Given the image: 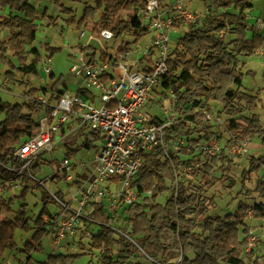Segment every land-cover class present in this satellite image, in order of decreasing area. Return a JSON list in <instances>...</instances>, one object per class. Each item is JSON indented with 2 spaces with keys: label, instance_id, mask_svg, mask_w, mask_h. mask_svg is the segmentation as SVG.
I'll list each match as a JSON object with an SVG mask.
<instances>
[{
  "label": "trees",
  "instance_id": "16d2710c",
  "mask_svg": "<svg viewBox=\"0 0 264 264\" xmlns=\"http://www.w3.org/2000/svg\"><path fill=\"white\" fill-rule=\"evenodd\" d=\"M168 1L157 0L160 7ZM254 1L210 0L203 15L178 38L168 61L169 73L163 82L164 89H171L176 96L174 122L163 130L166 139L182 138L192 146L220 139L216 129L204 122L201 113L206 110L213 114L210 103H216L220 107L217 117L228 118L225 122L227 131L235 136L237 142L258 137L262 138L264 146V131L259 117L252 113L260 102L259 91L256 95L246 92L243 79L251 72H243L241 62L242 58H249L264 49V33L258 32L249 22L247 13L253 9ZM145 3L146 0H95L94 6L83 5L79 18L74 10L63 6L60 13L67 16L65 23L75 25L76 29L86 28L98 15L92 35L99 36L100 30L107 29L114 33L115 39L131 33L135 42H139L148 33L137 16ZM122 12L126 13L125 17H122ZM39 19H47L48 25L55 23L46 10L39 12L32 0H0V30L8 31L6 38L0 41V65L7 67L4 78L10 85L27 88L29 83L23 79L38 77L37 65L42 61V55L34 43ZM181 27L180 24L175 25V29ZM228 36L232 39L227 40ZM128 46L129 42L123 40L118 51L123 52ZM76 47L94 50L89 46ZM44 50L48 52L47 58L51 59L60 49L45 44ZM101 56L104 58L106 54L101 51ZM262 79L264 81V72ZM63 87H66V82L60 75L49 88L27 90L22 104L5 102L0 98V115H3L0 121V184L5 186L11 181L23 184L17 197L23 204L10 220L3 219L2 212L12 214V201L4 199L0 203V259L17 250L14 237L19 229L31 233L23 249L19 250L25 256L22 264H31L32 254L42 251L43 240L49 236L46 215L51 197L44 193L41 210L34 218L29 217L24 202L30 191L27 186L29 180L25 176L16 177L8 169L19 170L24 166L14 153L38 132L39 126L33 116L50 111L33 98L42 94L52 101ZM237 116L238 120L235 119ZM91 145L85 142L73 150L67 149L66 156L73 157ZM233 164L224 149L215 156L194 155L191 147L179 148L171 159L162 149L145 156L132 186L143 191L154 190L155 195L143 198L127 210L124 230L129 229V239L106 227L100 228L92 237L91 248L104 249L100 263L140 264L137 259L143 257L156 264H244L242 256L246 242L241 235L248 231L245 219L250 213L253 219L264 220V202L252 206L239 202L234 212L220 216L211 214L210 210L215 207L214 198L205 195V188H211L217 182L229 181V188L234 185L228 177ZM183 166L193 168L190 174L198 180L197 185L186 183L181 177L178 181L177 173ZM263 166L264 155L251 157L249 169L242 173V183L252 175L257 176ZM23 172L37 176L42 172V166L31 163ZM54 179L56 176L51 178ZM37 189L42 188L37 186ZM170 191L164 203L156 201L157 196ZM253 192L264 199V179L256 178ZM57 194L62 197L60 192ZM92 216L101 222L109 221L98 205ZM173 255L178 256L177 263L169 262ZM78 256L51 255L41 264H68L70 259Z\"/></svg>",
  "mask_w": 264,
  "mask_h": 264
},
{
  "label": "built area",
  "instance_id": "2783aa9c",
  "mask_svg": "<svg viewBox=\"0 0 264 264\" xmlns=\"http://www.w3.org/2000/svg\"><path fill=\"white\" fill-rule=\"evenodd\" d=\"M139 13L138 18H143L144 24L141 22L148 30L139 42H135L131 33L115 39L112 31L100 30L99 36L91 35L90 39L103 43L119 41L114 45L113 53L104 48L106 56L103 58L101 52L97 54L94 50L80 49L74 56L76 64L69 69L78 80L75 91L61 88L52 101L42 94L33 98L50 111H43L37 122L38 132L14 153L24 163L19 170L8 169L16 177L25 176L44 189V181L23 172V169L27 170L31 163L42 166V157L52 152L54 146L71 133L83 138V143L92 144L73 157H67L65 153V158L48 177L56 176L54 184L63 186L58 191L62 197L49 193L46 188L44 190L51 197L46 229L56 247L69 237L76 241L84 239L91 248L92 237L102 227L129 239V229L124 230L127 210L143 198L155 195L154 190L143 191L132 186L145 156L162 149L171 159L179 148L189 147L194 151L201 149V153L209 156L221 151L216 147L217 140L192 146L185 139H166L163 135L164 128L174 122L176 101L174 92L163 87L165 76L169 73L168 61L176 46L170 45L169 34L175 25L188 27L200 15L190 12L183 0H170L164 7H160L157 0H146ZM262 25L261 21L256 22L257 27ZM83 35L81 32L80 37ZM128 35L134 39L125 38ZM123 40H127L129 46L120 52L118 48ZM85 47L88 45L82 48ZM201 113L204 122L215 129L223 125L217 115L206 110ZM229 141L226 152L230 157L250 155L249 138L237 142L230 133ZM192 171V167L183 166L177 173L178 181ZM19 183L0 184V193L7 186L16 188ZM96 205L103 208L108 222H101L92 216ZM256 239L248 229L245 253L256 250ZM93 251L101 256L104 249ZM97 264H101L100 259Z\"/></svg>",
  "mask_w": 264,
  "mask_h": 264
},
{
  "label": "rangeland",
  "instance_id": "374dc122",
  "mask_svg": "<svg viewBox=\"0 0 264 264\" xmlns=\"http://www.w3.org/2000/svg\"><path fill=\"white\" fill-rule=\"evenodd\" d=\"M170 1V0H169ZM263 0H258L255 2V11L252 17L249 18V22L256 26V22L260 19L264 24V3ZM88 4L90 6H94L95 0H82L81 2H72L71 0H42L41 2H36L32 0V4L39 11L43 12L46 10L48 16L53 17L55 19V23L52 25L47 24V19H39L37 24V38L35 42V48H37L41 55L42 61L37 65L38 77H30L23 79L24 82H28L29 86L27 88L20 87L19 85H10L4 78V74L7 71V67L0 65V98L9 103L13 104H22L25 101V93L30 88L43 89L49 88L53 85L54 82L60 75L63 76L66 87L64 89L72 92L75 90L76 82L78 81L76 78L72 76L69 69L73 64H76L74 56L78 54L79 49L76 46L84 47L89 46L94 49V51L99 54L106 48L108 51L113 53L114 48L119 41L116 43H103L96 41L94 39H90L91 30L94 25L98 22V15L90 21L86 28L80 27V29H76V26H68L65 23V19L67 16H64L60 13V7L63 6L67 9H72L75 11L76 17L79 18L81 16V12L84 4ZM185 7L190 11L197 15H203L209 6L210 0H183ZM124 12H122V17H125ZM140 15L139 11L138 14ZM257 19V20H256ZM141 21L144 24L143 18ZM257 27V26H256ZM188 27L185 26L182 29H173L169 34L170 45L175 46L177 44L178 38L183 34V32ZM260 30L262 27H258ZM83 32V37H80V33ZM8 34L7 30H0V41L6 38ZM128 40L132 41L134 38L131 35L125 36ZM232 39V37L228 36L227 40ZM145 38L144 41H146ZM144 43V42H143ZM48 44L52 48L60 49L56 51L51 59L47 58L48 52L44 50V45ZM264 54V53H263ZM264 57V56H263ZM261 55H258L256 58H263ZM242 70L244 72L250 71L249 75H246L243 79L244 88L246 92L251 95H256L259 91L258 99L259 105L253 110V114H256L259 117L260 125L264 131V92L262 89L264 88V81L262 79V69L264 66L258 62L255 58H242ZM247 65V68L245 67ZM46 70L48 73H46ZM246 70V71H245ZM45 75L43 78L42 75ZM45 83V84H44ZM38 94L37 96H40ZM212 113L216 115L220 110V107L216 103L211 104ZM43 111L35 114L33 116L34 121L38 122L40 117L42 116ZM239 116L235 117L238 120ZM3 119V115H0V121ZM223 125L218 127L216 131L220 135V139L216 141V147L220 150L227 148L230 145V133L227 131L226 121L227 117L221 119ZM264 138V134H263ZM83 138H79L75 136L74 133L69 134L66 138H63L62 141L57 143L54 146L52 152L47 153L42 157V172L37 175V179L44 181V189L38 190L35 181H28L27 186L29 187V194L25 198V204L27 207L25 211L29 215V217L34 218L38 212L41 210L42 202L41 197L45 193V188L49 193H57L59 189H62V185L56 186L54 181L49 179L48 177L52 174L53 169H55L59 162L65 158V153L67 149L73 150L76 147L83 144ZM250 155H236L231 156L233 161V168L231 169L228 177L234 185L229 188V181L217 182L211 188H205V195L208 197H213L215 202V207L210 210L211 214H218L220 216H224L227 213H232L236 210L239 202H242L248 206H252L254 203L264 202V199L261 198L258 194L253 192L254 184L256 178L264 179V166L258 172L257 176L252 175L250 179L242 183V173L249 169V159L251 157L257 158L261 155H264V146H262V138L253 137L250 139L249 143ZM201 149H197L194 151V155L200 154ZM186 159V158H182ZM215 176H219L218 173ZM181 178H184L185 182H191L192 184L197 185L198 180L193 178L190 173L184 174ZM23 187V184H18L16 188L5 187L4 192L0 193V203L2 200H11L12 201V214H6L2 212V218L5 220H10L13 216V213L17 212L20 209L23 201L18 199V195ZM171 193H164L156 197V201L158 203H164L167 196ZM65 196L68 193L64 192ZM245 223L247 228L252 231V233L256 236L257 248L251 253H244L242 256V260L244 264H253L256 262L257 264H264V220H255L252 218L251 214L248 213L245 219ZM31 236V233H25L22 230H17L15 232V243L17 245V250L13 253H6L2 259H0V264H22L25 260V256L20 253L19 250L23 249V244L26 240H28ZM246 233L241 235V238L245 239ZM58 254H68V255H80L76 258H72L68 261V264H97L100 259V256L95 253L88 245L87 241L81 239L80 241H76L73 238L67 237L66 242H63L60 246L56 247L52 241L51 237H47L43 240L42 243V251L34 252L32 254V262L31 264H41L48 260L51 255ZM251 256V258H249ZM179 260L178 256H171L169 258L170 263H177ZM91 261V263H89ZM140 264H156L154 262L148 261L143 257H139L137 259Z\"/></svg>",
  "mask_w": 264,
  "mask_h": 264
},
{
  "label": "crops",
  "instance_id": "0c3cea01",
  "mask_svg": "<svg viewBox=\"0 0 264 264\" xmlns=\"http://www.w3.org/2000/svg\"><path fill=\"white\" fill-rule=\"evenodd\" d=\"M256 1H258V0H255L254 2H253V9L250 11V12H247V13H249V18L250 17H252L253 16V14H254V11H255V2ZM263 3H264V0L262 1ZM264 5V4H263ZM263 11H264V8H263ZM260 19H261V16H260ZM258 20V21H261V20ZM257 20V19H256ZM262 22V21H261ZM254 25V24H253ZM183 27H181V29H182ZM255 28H256V30L258 31V32H260V33H264V24L262 25V28H261V30L258 28V27H256L255 26ZM34 47H35V43H34ZM264 49H262V50H259V51H257L253 56H251V57H249V58H255V59H257L258 60V62L260 63V64H262L263 66H264ZM258 55H261L263 58H256ZM245 67L247 68V65H245ZM246 71V70H245ZM264 71V69H262V72ZM244 72V71H243ZM40 74H38V76H39ZM42 75V74H41ZM42 77L44 78L45 77V75H42ZM52 82H54V81H52ZM77 83V82H76ZM45 84V83H44ZM76 85H75V89H76ZM75 91V90H74ZM211 104L212 103H210V106H211Z\"/></svg>",
  "mask_w": 264,
  "mask_h": 264
}]
</instances>
